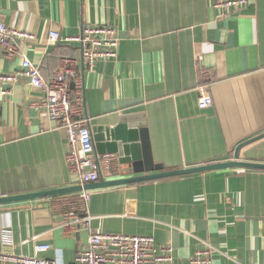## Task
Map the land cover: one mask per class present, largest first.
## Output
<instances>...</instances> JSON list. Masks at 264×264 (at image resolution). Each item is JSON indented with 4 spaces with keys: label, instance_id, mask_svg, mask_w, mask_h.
<instances>
[{
    "label": "crops",
    "instance_id": "obj_1",
    "mask_svg": "<svg viewBox=\"0 0 264 264\" xmlns=\"http://www.w3.org/2000/svg\"><path fill=\"white\" fill-rule=\"evenodd\" d=\"M215 1L0 0V22L35 33L18 46L45 78L63 58L81 60L77 45L51 42V31L67 36L84 24L116 27L117 56L92 70L80 64L87 115L91 124L111 127L124 114L144 118L155 166L173 170L231 160L239 143L264 133V0L236 10H215ZM20 68L21 56L0 50V73ZM201 87L213 99L205 109L197 104ZM41 97L25 77L0 97V197L82 185L67 164L65 128L31 106ZM97 155L113 158L100 180L137 174L116 154ZM240 158L264 163V137L243 147ZM80 192L0 204V252L34 255L37 244L48 243L40 257L72 263L88 238L83 227L63 225L76 204L77 214L89 213L104 232L171 244L177 264H189L208 244L212 264H264V170L95 188L88 212ZM131 198L136 212L127 214Z\"/></svg>",
    "mask_w": 264,
    "mask_h": 264
},
{
    "label": "built area",
    "instance_id": "obj_2",
    "mask_svg": "<svg viewBox=\"0 0 264 264\" xmlns=\"http://www.w3.org/2000/svg\"><path fill=\"white\" fill-rule=\"evenodd\" d=\"M250 0H216L215 10H236L249 4ZM35 33L6 25L0 22V50L7 58L21 56V68L15 72L0 73V97H9L13 86L25 77L34 87L43 91V97L31 101V106L39 113L47 116L58 126L65 128L67 134V164L76 173L82 185L98 182L103 167L111 165L109 156L100 158L95 150L90 118L85 106V84L80 70H92L101 59L115 58L119 46L118 30L112 24H84L79 33L62 36L51 31L49 40L77 45L81 52V60L63 58L60 68L50 78H45L40 67L32 62L19 48V40H32ZM200 109L213 104L212 96L206 88L201 87L197 101ZM113 159V158H112ZM80 198L83 207L91 201V190H82ZM76 204L66 210L63 225L72 228L83 227L88 232L87 245L77 252L75 260L70 264H177L171 244L159 245L153 236L127 235L104 232L91 224L93 217L88 213L79 216L75 211ZM136 200H127V214L136 212ZM51 248L48 243H40L35 247L34 255H18L0 252V261L14 264H63L56 259L40 257L39 252ZM214 248L207 245L197 250L189 264H212Z\"/></svg>",
    "mask_w": 264,
    "mask_h": 264
},
{
    "label": "water",
    "instance_id": "obj_3",
    "mask_svg": "<svg viewBox=\"0 0 264 264\" xmlns=\"http://www.w3.org/2000/svg\"><path fill=\"white\" fill-rule=\"evenodd\" d=\"M92 138L97 154H116L120 164L129 165L135 176L115 180H100L79 186H71L38 192H30L15 196H1L0 204L36 199L57 194L92 190L108 186L126 185L146 181L192 175L212 170L229 168H248L264 170V163L246 161L240 158V151L243 147L264 137V133L239 143L234 151V158L231 160L204 164L190 168L173 170H159L152 159L147 122L137 115H121L116 126H104L91 124ZM142 173V174H138Z\"/></svg>",
    "mask_w": 264,
    "mask_h": 264
},
{
    "label": "trees",
    "instance_id": "obj_4",
    "mask_svg": "<svg viewBox=\"0 0 264 264\" xmlns=\"http://www.w3.org/2000/svg\"><path fill=\"white\" fill-rule=\"evenodd\" d=\"M232 155H233V153H232ZM233 157H234V155H233ZM233 157H232V158H233ZM186 176H187V175H186ZM177 177H180V176H177Z\"/></svg>",
    "mask_w": 264,
    "mask_h": 264
}]
</instances>
